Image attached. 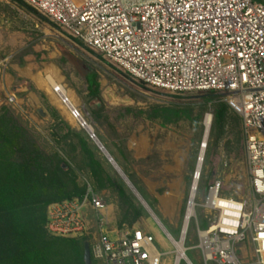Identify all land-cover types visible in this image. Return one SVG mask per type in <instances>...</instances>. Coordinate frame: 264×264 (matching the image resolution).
Wrapping results in <instances>:
<instances>
[{"label": "rangeland", "instance_id": "374dc122", "mask_svg": "<svg viewBox=\"0 0 264 264\" xmlns=\"http://www.w3.org/2000/svg\"><path fill=\"white\" fill-rule=\"evenodd\" d=\"M56 70L58 75L52 72ZM90 72L97 74V97L88 94L85 75ZM47 74L57 77L58 83L73 93L94 135L154 215L90 134L62 112L44 82ZM221 103L220 96L209 92L168 93L143 85L101 54L73 41L21 1L0 0V115L25 131L24 147L37 146L47 154H56L63 167L69 168L68 177L78 186L91 182L105 202L102 211H87L85 235L61 237L71 240L67 246L78 255L84 240L131 226L151 231L161 244L155 242L159 250L170 249L162 227L177 238L206 115L211 116V122L197 201L213 179L222 182L227 195H248L241 118L226 107L224 119L217 123L215 114ZM37 107L44 110L45 117ZM93 161L100 165L94 166L97 178L90 169ZM106 175L113 185L101 188L99 179ZM196 210L200 228L207 227L200 208ZM196 244L192 219L185 254L193 264H203ZM172 261L173 255L167 253L161 258V264ZM92 264L100 262L92 260ZM180 264L187 263L181 260Z\"/></svg>", "mask_w": 264, "mask_h": 264}, {"label": "built area", "instance_id": "2783aa9c", "mask_svg": "<svg viewBox=\"0 0 264 264\" xmlns=\"http://www.w3.org/2000/svg\"><path fill=\"white\" fill-rule=\"evenodd\" d=\"M21 1L137 81L171 93L219 94L241 118L248 174L245 198L225 194L222 182L213 179L197 201L208 127L191 172L177 238L162 227L170 249L159 250L154 234L139 226L114 228L89 241L91 260L161 264L167 253L173 255L172 264H193L184 246L193 219L203 264H264V2ZM197 207L207 221L205 228L199 226ZM104 208L102 196L87 181L81 198L47 207L46 227L55 236L81 237L87 232V211Z\"/></svg>", "mask_w": 264, "mask_h": 264}, {"label": "trees", "instance_id": "16d2710c", "mask_svg": "<svg viewBox=\"0 0 264 264\" xmlns=\"http://www.w3.org/2000/svg\"><path fill=\"white\" fill-rule=\"evenodd\" d=\"M85 80L89 96L97 97V74L87 73ZM226 107L230 109L223 102L216 110L217 123L224 119ZM24 132L0 115V264H83V251L78 255L67 246L70 239L48 235L46 224L49 204L81 198L85 186L68 177L69 168L56 154L24 147ZM92 163L97 178L94 166L100 165ZM106 185H113L107 175L99 179L101 188ZM118 193L123 195L121 189Z\"/></svg>", "mask_w": 264, "mask_h": 264}, {"label": "bare ground", "instance_id": "6f19581e", "mask_svg": "<svg viewBox=\"0 0 264 264\" xmlns=\"http://www.w3.org/2000/svg\"><path fill=\"white\" fill-rule=\"evenodd\" d=\"M54 74L58 75L57 70L52 71ZM46 84H48L51 89L50 92L54 96V100L60 105L62 112L68 116L70 121L75 124V126H79L84 128L87 132L90 131L89 123L83 118L82 114L78 110L77 101L74 97L73 93L70 90H67L63 85L59 84L57 81V77L55 78L52 74H47L46 79L44 80ZM210 116L206 115L204 120L205 131L209 127ZM125 183L132 189L129 183L124 179ZM133 191V189H132ZM139 198V197H138ZM141 201V199L139 198ZM142 202V201H141ZM179 257L183 258L181 251L178 254Z\"/></svg>", "mask_w": 264, "mask_h": 264}, {"label": "water", "instance_id": "95a60500", "mask_svg": "<svg viewBox=\"0 0 264 264\" xmlns=\"http://www.w3.org/2000/svg\"><path fill=\"white\" fill-rule=\"evenodd\" d=\"M21 1V0H19ZM23 4H25L26 6L30 7L29 5H27L26 3H24L23 1H21ZM32 10H34L35 12H37L35 9H33L32 7H30ZM38 13V12H37ZM39 15H41L40 13H38ZM47 22H49L50 24L54 25L56 28H58L59 30H61L59 27H57L55 24L51 23L49 20H47L43 15H41ZM62 31V30H61ZM63 32V31H62ZM64 33V32H63ZM66 34V33H65ZM67 35V34H66ZM69 36V35H67ZM70 37V36H69ZM71 39H73V41H75L76 43L82 45L81 43H79L76 39L70 37ZM84 46V45H82ZM85 47V46H84ZM87 48V47H86ZM89 49V48H88ZM131 77V76H130ZM132 78V77H131ZM134 79V78H132ZM136 80V79H134ZM137 81V80H136ZM139 82V81H137ZM141 83V82H140ZM143 84V83H142ZM145 85V84H143ZM148 86V85H146ZM151 87V86H150ZM154 88V87H153ZM157 89V88H156ZM160 90V89H159ZM161 91H164V90H161ZM167 92V91H165ZM168 93H171V92H168ZM196 93H199V92H196ZM200 93H203V92H200ZM206 93V92H205ZM210 94H215V95H218L219 94H216V93H212V92H209ZM188 94V93H186ZM191 94V93H190ZM38 113L45 117L46 114L44 112V110L41 108V107H37L36 108ZM94 141L96 142V144L99 146V148L103 151V153L105 154V156L108 158V160L110 161V163L114 166V168L118 171V173L124 177V179L129 183V185L132 187L133 189V192L136 193V195L141 199V201L143 202V204L145 205V207L154 215V213L151 211V209L148 207V205L146 204V202L143 200V198L140 196V194L136 191V189L133 187V185L130 183V181L127 179V177L124 175V173L121 171V169L119 168V166L116 164V162L113 160V158L111 157V155L107 152V150L104 148V146L100 143V141L97 139V137L95 135H92ZM156 216H154L155 218ZM83 264H92V260H91V256H90V252H89V241L88 240H84L83 242Z\"/></svg>", "mask_w": 264, "mask_h": 264}, {"label": "crops", "instance_id": "0c3cea01", "mask_svg": "<svg viewBox=\"0 0 264 264\" xmlns=\"http://www.w3.org/2000/svg\"><path fill=\"white\" fill-rule=\"evenodd\" d=\"M257 1H261V2H264V0H257Z\"/></svg>", "mask_w": 264, "mask_h": 264}]
</instances>
